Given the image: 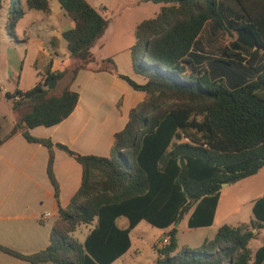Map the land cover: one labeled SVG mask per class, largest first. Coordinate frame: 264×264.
<instances>
[{
  "label": "trees",
  "instance_id": "obj_1",
  "mask_svg": "<svg viewBox=\"0 0 264 264\" xmlns=\"http://www.w3.org/2000/svg\"><path fill=\"white\" fill-rule=\"evenodd\" d=\"M235 1L243 19L231 18L219 0H140L162 6L136 29L133 68L147 78L139 85L121 75L113 59L98 62L93 54L110 19L87 0H58L73 22L62 33L69 62L63 71L47 70L33 88L7 94L13 110L24 111L0 138V146L19 133L45 145L57 199L54 146L81 164L82 182L70 204L59 207L45 250L34 255L1 245L0 250L31 264H112L131 248L132 230L147 221L160 229L172 227L161 239L168 237V242L154 246V264H264V238L255 253L250 247L256 236L253 230L264 228V195L254 202L255 219L239 226L222 225L201 248H179L175 227L185 216L189 228L212 226L222 184H235L264 168V0ZM26 9L48 13L49 0H26V7L22 0H10L6 23L10 36ZM210 20L230 36L238 35L221 58L194 51ZM92 67L145 93L130 111L126 126L115 134L109 157L82 155L30 134L33 128L56 126L71 115L79 102V93L71 86L81 70ZM51 80L63 84L60 92L48 89ZM121 217L129 222L124 229L116 224ZM93 223L80 242L74 236L77 229Z\"/></svg>",
  "mask_w": 264,
  "mask_h": 264
},
{
  "label": "crops",
  "instance_id": "obj_2",
  "mask_svg": "<svg viewBox=\"0 0 264 264\" xmlns=\"http://www.w3.org/2000/svg\"><path fill=\"white\" fill-rule=\"evenodd\" d=\"M219 1L228 10L231 18L243 19L245 17L235 0ZM49 5L50 12H45L44 17L31 21L23 30L24 41L26 43L33 42L37 51L34 65L38 77L35 78L36 80L30 88L22 89L20 85L23 63L20 62V71L13 68L12 72H9L18 78L14 89L12 91L7 89L0 79V95L13 94L16 89L27 91L39 81L44 80L47 70L52 73L63 71L69 62L70 52L67 42L63 45L62 33L65 29L72 28L73 22L68 28L54 26L52 21H54L55 15L50 0ZM53 5L57 12H64L59 2H54ZM29 11L26 9L25 16L18 22L16 28L26 18ZM102 11L101 13L106 16L104 13L108 12L107 8L103 7ZM138 25L133 30V37L131 34L124 36L116 34L117 31L110 21L105 35L92 51L98 62L111 58L121 75L129 77L139 85H144L147 78L135 72L131 57V49L136 44L135 33ZM232 34L233 39L229 43L221 45L220 41L223 36L229 34L210 20L198 36L194 51L201 56L221 58L225 48L231 47L237 39V33L233 32ZM205 64L207 63L205 62ZM62 87L63 84H59V86L56 84L55 89L59 88L56 92H60ZM71 89L79 93V102L71 115L56 126L33 128L30 130V134L38 139H49L54 144L66 145L82 155L109 157L115 134L126 126L130 111L144 100L145 93L135 90L123 78L108 72H97L93 67L81 70ZM53 155V174L59 187L58 199L47 171L49 149L45 145L30 142L19 133L0 146V245L21 255H34L48 247L52 226L59 217V207H67L81 186L83 175L81 164L56 146L53 147ZM259 174H264V168L249 178ZM263 195L264 189L259 196L250 201L252 208L254 202ZM221 197L222 190L215 220ZM241 206L243 205L233 209L232 215L239 214ZM122 218L117 219L116 224L119 228L124 229L127 226L120 225ZM228 219L229 215L225 213L221 218V223L228 224ZM253 219L255 218L252 210V217L242 224H249ZM94 225L95 223L82 225L86 226L84 231L82 226L77 229L75 236L76 233L83 232V238L78 239L80 242L85 241ZM178 227L179 225L176 228L178 229ZM171 229L172 227L164 229L160 240L153 245H159L161 239ZM255 230H253L254 233ZM131 248L112 264H132L131 255V259H126ZM0 264L31 263L0 250Z\"/></svg>",
  "mask_w": 264,
  "mask_h": 264
},
{
  "label": "rangeland",
  "instance_id": "obj_3",
  "mask_svg": "<svg viewBox=\"0 0 264 264\" xmlns=\"http://www.w3.org/2000/svg\"><path fill=\"white\" fill-rule=\"evenodd\" d=\"M53 13L55 15L52 24L68 28L72 20L64 12H57L54 2L50 0ZM97 10L102 11L103 7L107 8L106 16L112 22L117 31L116 34L133 37V30L142 21L156 16L162 4L152 2H139L140 0H88ZM26 5V0H22ZM0 79L5 87L12 91L18 78L13 76V68L20 71V62L23 63L21 88L28 89L32 86L35 78L38 77L37 69L34 65L37 51L33 42L26 43L23 38V30L31 21L39 17H44L45 12L30 10L26 18L15 29V34L10 36L6 30V23L9 17L10 0H0ZM159 9V10H158ZM158 11V12H157ZM233 38L229 35L223 36L220 43L224 45L229 43ZM63 45L66 41L63 39ZM9 74V75H8ZM59 88L56 89L58 91ZM23 109L16 113L13 110V100L5 94L0 95V138L5 137L14 123L20 118ZM264 189V174H259L253 178L241 180L235 184L222 187V197L218 208L216 220L211 227L189 228L188 216H185L178 227V244L180 247L187 246L191 248H201L204 240L211 239L215 236L217 230L225 223H221V218L225 213L229 215L227 223L229 225H239L247 222L252 217V204L256 196ZM241 206L239 214L232 215L233 209ZM128 219L123 217L120 225L128 226ZM86 226H82L84 231ZM164 229L152 226L147 221H142L131 233L132 248L126 259L132 257V264H154L157 257L154 249V243L160 240ZM256 236L250 243V247L255 253L257 248L263 243L264 230H255ZM75 236V234H74ZM77 239L83 238V232L76 233ZM129 259V261H130Z\"/></svg>",
  "mask_w": 264,
  "mask_h": 264
},
{
  "label": "water",
  "instance_id": "obj_4",
  "mask_svg": "<svg viewBox=\"0 0 264 264\" xmlns=\"http://www.w3.org/2000/svg\"><path fill=\"white\" fill-rule=\"evenodd\" d=\"M56 84H57L56 80H51V82H50V84H49V86H48V89H50V90L55 89ZM228 185H229V184L224 183V184H222V187H225V186H228ZM178 225H179V223L176 224V227H177Z\"/></svg>",
  "mask_w": 264,
  "mask_h": 264
},
{
  "label": "built area",
  "instance_id": "obj_5",
  "mask_svg": "<svg viewBox=\"0 0 264 264\" xmlns=\"http://www.w3.org/2000/svg\"><path fill=\"white\" fill-rule=\"evenodd\" d=\"M15 100H20V96H16ZM168 242V237H165L160 243H159V247L164 246L166 243Z\"/></svg>",
  "mask_w": 264,
  "mask_h": 264
}]
</instances>
